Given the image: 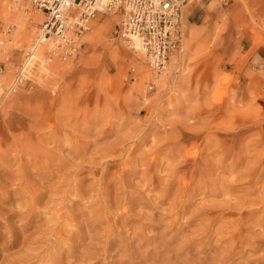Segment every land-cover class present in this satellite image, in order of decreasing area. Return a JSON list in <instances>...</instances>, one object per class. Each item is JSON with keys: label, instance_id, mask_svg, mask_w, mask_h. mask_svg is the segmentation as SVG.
<instances>
[{"label": "rangeland", "instance_id": "rangeland-1", "mask_svg": "<svg viewBox=\"0 0 264 264\" xmlns=\"http://www.w3.org/2000/svg\"><path fill=\"white\" fill-rule=\"evenodd\" d=\"M14 1H0V89L12 80L43 19L22 0V10L15 9ZM120 18L98 12L71 61L44 62L54 46L49 39L32 56L30 84L0 91V264H14L33 248L49 253L59 234L34 240L48 227L69 237L72 252L52 247L62 264H89L93 232L78 237L65 216L122 240L117 229L124 206L153 224L123 228L138 264H264V81L245 67L255 50L264 49V0H200L185 7L182 51L161 73L115 38ZM164 186L170 190L159 198ZM97 201L104 213L95 219ZM181 204L187 207L182 214ZM172 215L175 224L165 230ZM146 230L158 239L148 241ZM23 238L34 243L27 247ZM115 247L97 255L96 264L129 259ZM35 260L25 264L46 263Z\"/></svg>", "mask_w": 264, "mask_h": 264}, {"label": "built area", "instance_id": "built-area-1", "mask_svg": "<svg viewBox=\"0 0 264 264\" xmlns=\"http://www.w3.org/2000/svg\"><path fill=\"white\" fill-rule=\"evenodd\" d=\"M1 1V0H0ZM43 15L40 30L33 43L24 50L13 78L0 89L1 95L26 87L34 70L32 56L41 36L54 46L46 52L44 62L77 57L89 30V23L98 12L119 13L115 38L134 53L142 55L144 65L153 73H161L170 59L182 51L181 16L185 7L200 0H22ZM14 8L22 10L19 0ZM27 8V7H26ZM1 24V20H0ZM3 44V40H0Z\"/></svg>", "mask_w": 264, "mask_h": 264}, {"label": "bare ground", "instance_id": "bare-ground-1", "mask_svg": "<svg viewBox=\"0 0 264 264\" xmlns=\"http://www.w3.org/2000/svg\"><path fill=\"white\" fill-rule=\"evenodd\" d=\"M48 42H49V37H41V39H40V41H39V44H37V46H36V49H35V51H34V53L33 54H35V53H37V54H40L41 52H42V50L45 48V47H47V44H48ZM34 63V62H33ZM32 63V64H33ZM31 64V63H30ZM30 74V73H29ZM51 132V131H50ZM59 135V134H58ZM54 136V135H53ZM58 138H59V136H58ZM249 174V173H248ZM185 188H182V189H180V191H181V194H180V192L178 193V194H180V197H182V198H184V196H185V190H184ZM169 190H170V187L169 186H164L163 188H162V194H161V197H159V198H163V196H165L168 192H169ZM150 191V189H146V192H149ZM132 192V191H131ZM133 192H139L140 194H142L144 191H142V190H134ZM119 193V192H118ZM145 194V193H144ZM148 195V194H147ZM159 196V195H158ZM179 198V197H178ZM94 199V198H93ZM92 199V200H93ZM156 199H158V197H156ZM135 200V198H134V193L132 194V195H129V202H133ZM182 202H183V199H180ZM56 201V200H55ZM160 201H161V199H160ZM179 201V200H178ZM184 201H185V199H184ZM186 202V201H185ZM55 203V202H54ZM53 203V204H54ZM57 203V202H56ZM99 202L97 201V203H96V205H95V207H94V209L92 210L94 213H93V216L95 217V219H97L98 217H99V215H101V213H104V209H103V205L101 204V203H99ZM181 203V202H180ZM93 204H95V202H93ZM102 206H101V205ZM104 204V203H103ZM124 205V204H123ZM55 206H57V205H55ZM92 206V205H91ZM151 206H153V205H151ZM58 207V206H57ZM57 207H56V209H57ZM122 207V206H121ZM154 207V206H153ZM54 209V208H53ZM106 209V208H105ZM151 209L153 210V208L151 207ZM173 209V208H172ZM186 209H187V207L185 206V205H183V204H181V205H179V212L182 214L183 212H185L186 211ZM252 209V208H251ZM55 210V209H54ZM75 210H77V209H75ZM107 211H108V209H106ZM129 211V209H127V207L125 208V206H124V208L121 210V213L118 215L119 217H121L122 218V220H121V223H120V225L118 226V228L119 229H117V230H119V234H121V239L122 240H116L115 238H110V234L108 233V234H100V232L98 231V227H97V225H95V224H93V223H86V224H84L83 226H75L76 224H72V218L70 217V216H68V215H66L65 216V218H64V221H65V223L66 224H71V225H73V229H71L70 227H67L66 229H71V232L72 231H74V232H76L77 233V236L79 237V236H84V234L83 233H85L86 235H87V233H90V232H93V235H91L90 237H86L88 240H89V243H88V245H89V250H91L92 252V254H93V257L95 258L92 262H90L89 264H96L97 263V261H98V258H97V255H104V254H106V256H107V254L108 253H110V251H112V249H113V247H115V245H118V247H120V249L121 248H123V249H121V251L123 252V250H126V252H127V254L129 255V259H125V258H122V259H120L119 261H117V262H119L120 264H138V263H136L135 262V260L133 261V257H131V253H136V251H133L132 252V249L131 248H129V245H127L126 244V242H124V239H127V232L125 233L126 235H123V233L125 232V230L127 229L126 228V226L127 225H133V223L134 222H136V221H140L142 224L141 225H144V226H146V228H148V227H153V224H152V222H150L151 220H149V217L147 216H145L144 217V215H143V218L140 216V217H138V218H136V217H134V216H131L130 215V212H128ZM140 211V210H139ZM252 211V210H251ZM253 212V211H252ZM90 213V212H89ZM88 213V214H89ZM108 213H109V211H108ZM169 213L170 212H168V215H169ZM250 213V212H249ZM147 214H149V213H147ZM149 215H151V214H149ZM171 215V214H170ZM177 215V214H176ZM117 216V215H116ZM47 217H50V215H48ZM109 217V216H108ZM114 217H115V214H114ZM152 217V216H151ZM20 218H21V220L22 221H24L25 223H28L29 222V218L27 217V216H25L24 214H22L21 216H20ZM52 218V217H51ZM55 218H57L58 219V217L56 216ZM89 218H91V217H89ZM171 219H170V222L168 223V224H166L165 226V230H168V231H171V224L175 221V219H176V217H174L173 215L170 217ZM103 219V218H102ZM89 220V219H88ZM92 220V219H91ZM109 220V218H107V220L106 221H108ZM111 220H113V219H111ZM110 220V221H111ZM149 220V221H148ZM153 220V219H152ZM157 220H159V218L157 219ZM262 220H264V219H262ZM52 221V220H51ZM63 221V222H64ZM154 221V220H153ZM261 221V220H260ZM57 222V221H56ZM94 222V221H93ZM99 222V221H98ZM113 222V221H112ZM140 222H139V224H140ZM161 222V221H160ZM177 222V221H176ZM237 222V221H236ZM236 222H235V224H236ZM242 222V221H241ZM253 222H255V221H253ZM154 223V222H153ZM183 223V222H182ZM209 223H210V221H209ZM208 223V224H209ZM233 223H234V221H233ZM262 223H264V222H262ZM107 224V223H106ZM105 224V225H106ZM110 224H111V222H110ZM162 224H163V222H162ZM173 224H175V223H173ZM242 224V223H241ZM259 224V223H258ZM261 224V223H260ZM44 225H46V224H44ZM48 225V224H47ZM58 225V224H57ZM61 225V224H60ZM102 225V224H101ZM100 225V223H99V226H101ZM160 225H161V223H160ZM160 225H159V228H160ZM243 225V224H242ZM256 225V224H255ZM262 225H264V224H262ZM25 226H27V225H25ZM29 226V225H28ZM62 226V225H61ZM106 226H110V225H106ZM105 226V228H107L108 229V227H106ZM148 226V227H147ZM162 226V225H161ZM237 226V225H236ZM261 226V225H260ZM114 227L115 226H113L112 224H111V226L109 227V229L110 230H112V229H114ZM129 227V226H128ZM181 227V226H180ZM208 227V226H207ZM238 227H239V225H238ZM247 227V226H246ZM46 228V227H45ZM101 228H102V226H101ZM123 228H125V230H123ZM182 228V227H181ZM221 228V227H220ZM237 228V227H236ZM240 228V227H239ZM238 228V229H239ZM249 228V227H248ZM57 229V228H56ZM54 227H48V229L47 230H43L42 229V231L41 232H39L40 233V239H39V237H38V239L36 238V237H34V240H36L37 242L38 241H42L43 240V238H44V236L45 235H47L48 233H51V234H53L52 232H54V234L55 235H57V234H59L61 237H62V239L61 240H57V238L55 237V239L53 240V241H51V244H49V242H47L50 246V251H49V253H45V254H43V255H40V253H38V251H37V248H33V250H32V253H28V251L25 253V255H23V256H21V254H20V252L18 253V255L20 254V256L21 257H19L18 259L19 260H17V262H15L14 264H25L26 262L28 263V261L30 260V259H32V258H35L36 260L35 261H43V262H46L47 264H62V262H61V259L62 258H60L59 256H58V253L56 252V251H54L53 249H52V247L53 248H57L58 247V249H59V247H62V246H66V249L68 250V251H71L72 252V245H70V244H68L67 243V240H69V237H67V233L65 232V231H63V230H59V227H58V230H56ZM61 229V228H60ZM68 229V230H69ZM107 229H106V232H107ZM108 229V230H109ZM151 229V228H150ZM173 230H174V227L172 228ZM17 230H20V229H17ZM128 230V229H127ZM136 230H137V228H136ZM140 230V229H139ZM143 230H145V228L143 229ZM205 231H207L206 229H204ZM203 230V231H204ZM67 231V230H66ZM70 231V230H69ZM114 230H112V232H113ZM235 231V230H234ZM19 232V231H18ZM131 232H132V229H131ZM140 232H141V230H140ZM143 232V231H142ZM145 232H147V233H144V234H147V235H145L146 236V238L148 239V241H149V239H151V240H153L154 241V239H152V238H156L155 236L153 237V235L151 234V235H148V231L146 230ZM160 232V231H159ZM215 232V231H214ZM217 232V231H216ZM215 232V233H216ZM227 232V231H226ZM231 232V231H230ZM103 233V232H102ZM111 233V232H110ZM130 233V232H129ZM132 233H134V235H135V232H132ZM132 233L130 234V236L132 235ZM174 233H176V232H174ZM183 233V232H182ZM249 233V232H248ZM72 234V233H71ZM159 234V233H158ZM158 234H157V236H158ZM181 234V233H180ZM207 234H208V232H207ZM222 234V233H221ZM220 234V235H221ZM230 234H232V233H230ZM50 235V234H49ZM155 235V234H154ZM164 235V234H163ZM178 235H179V233H178ZM225 235H226V233H225ZM239 235V234H238ZM70 236V235H69ZM87 236H89V235H87ZM119 236V235H118ZM142 236V235H141ZM173 236V235H172ZM171 236V237H172ZM214 236V235H213ZM245 236V235H244ZM248 236V235H247ZM14 237V239H15V236H13ZM17 237H19V236H17ZM116 237V236H115ZM135 237V236H134ZM207 237V236H206ZM205 236H204V238H206ZM225 237H227V236H225ZM231 237H232V235H231ZM229 238V239H233V240H235L234 238ZM249 237V236H248ZM20 238V237H19ZM18 238V239H19ZM59 238V237H58ZM175 238V237H174ZM176 238H177V236H176ZM183 238V237H182ZM204 238L203 237H200V238H198V242H200V241H203L204 240ZM228 238V237H227ZM238 238H240L239 236H238ZM246 238V237H245ZM17 239V238H16ZM51 239H52V237H51ZM75 239V238H74ZM77 239V238H76ZM135 239V238H134ZM140 239V238H139ZM139 239H138V241H139ZM156 239H158V238H156ZM172 239V238H171ZM223 239V238H222ZM13 240V239H12ZM48 239H47V237L44 239V241L46 242ZM140 240H142V239H140ZM174 240V239H173ZM172 240V241H173ZM197 240V239H196ZM206 240V239H205ZM204 240V241H205ZM18 241V240H17ZM71 241V240H70ZM74 241V240H73ZM77 241V240H76ZM75 241V242H76ZM153 241H152V243H153ZM171 241V240H170ZM8 242V241H7ZM15 242V241H14ZM75 242H72L73 243V245H74V243ZM84 242H86V241H84ZM135 242V241H134ZM145 242V241H144ZM169 242V241H168ZM167 242V243H168ZM222 242V241H221ZM239 242V241H238ZM247 242V241H246ZM245 242V243H246ZM17 243V242H16ZM23 243L24 244H26L27 245V247H30L34 242L32 241V240H30L29 238L26 240V238H23ZM142 243V242H141ZM147 243V242H146ZM151 243V242H150ZM165 243V242H164ZM164 243L162 244V242H161V244L164 246ZM166 243V244H167ZM201 243V242H200ZM248 243H249V241H248ZM42 244V243H41ZM166 244H165V246L164 247H166ZM169 244V243H168ZM173 244V243H172ZM182 244V243H181ZM202 244V243H201ZM230 244V243H229ZM9 245V244H8ZM47 245V244H46ZM141 245V244H140ZM144 245H148V244H144ZM152 245V244H151ZM234 245V244H233ZM236 245V244H235ZM242 245V244H241ZM245 245H247V243L245 244ZM77 246V245H76ZM133 246V245H132ZM153 246V245H152ZM174 246H178V245H174ZM33 247V246H32ZM48 247V248H49ZM135 247H137V246H135ZM171 247V246H170ZM180 247H181V245H180ZM183 247V246H182ZM236 247V246H235ZM6 248H7V246H6ZM44 248V247H43ZM116 248V247H115ZM114 248V249H115ZM173 248V247H172ZM135 249V248H134ZM137 249V248H136ZM179 249H181V248H179ZM235 249V248H234ZM63 250V249H62ZM64 250H65V248H64ZM138 250V249H137ZM164 250H166V251H168L167 249H164ZM169 250L171 251V250H174V249H170L169 248ZM232 250V249H231ZM61 251V250H60ZM94 251H96V252H94ZM139 251V250H138ZM137 251V252H138ZM46 252V251H45ZM59 252V251H58ZM70 252V253H71ZM75 251H73V253H74ZM79 252V251H78ZM87 252V251H86ZM85 252V253H86ZM118 252V251H117ZM144 252V251H143ZM148 252H149V250H148ZM156 252V251H155ZM160 252H162V251H160ZM175 252H177V251H175ZM182 252H183V250H182ZM23 253V252H22ZM69 253V252H68ZM67 253V254H68ZM113 253V252H112ZM119 253V252H118ZM164 252H162V254H163ZM184 253V252H183ZM67 254H64V255H67ZM88 254V253H87ZM91 254V255H92ZM124 254V253H123ZM142 254V253H141ZM161 254V253H160ZM165 254V253H164ZM175 254V253H174ZM173 254V255H174ZM180 254V253H179ZM223 254V253H222ZM229 254V253H228ZM231 254V253H230ZM229 254V255H230ZM69 255V254H68ZM67 255V256H68ZM78 255V254H77ZM83 255H84V253H83ZM125 255V254H124ZM137 255V254H136ZM136 255H134V259L135 258H137V257H135ZM140 255V254H139ZM139 255H138V258H140L139 257ZM85 256V255H84ZM116 256V255H115ZM148 256V255H147ZM161 256V255H160ZM163 256V255H162ZM161 256V257H162ZM180 255H178V257H179ZM219 256H222V255H219ZM6 257V256H5ZM65 257V256H64ZM77 257H79V255L77 256ZM81 257V256H80ZM110 257V256H109ZM125 257V256H124ZM149 257V256H148ZM173 258H174V256H172ZM228 257V256H227ZM82 258V257H81ZM97 258V259H96ZM118 258H119V256H118ZM143 258V257H142ZM142 258H140L141 260H142ZM152 258V257H151ZM220 258V257H219ZM222 258V257H221ZM8 259V258H7ZM102 259V258H101ZM131 259V260H130ZM153 259V258H152ZM161 259V258H160ZM63 260V259H62ZM82 260V259H81ZM112 261H113V259H111ZM115 260V259H114ZM117 260V259H116ZM137 260H139V259H137ZM140 260V261H141ZM143 260H145V258H143ZM142 260V261H143ZM150 260V259H149ZM172 260V259H171ZM175 260H177V259H175ZM220 260V263H221V259H219ZM218 260V261H219ZM34 261V260H33ZM151 261V260H150ZM157 261H159V260H157ZM163 261H164V259H163ZM180 260H178V262H179ZM67 262H69V261H67ZM144 262V261H143ZM153 262V261H152ZM152 262L150 263V264H152ZM173 262H174V259H173ZM31 264H32V262H30ZM29 263V264H30ZM34 263V262H33ZM45 263V264H46ZM66 263V262H65ZM113 263H116V262H114L113 261ZM118 263V264H119ZM145 264H146V262H144ZM144 263H142V264H144ZM148 263V262H147ZM156 263V262H155ZM180 263V262H179ZM182 263V262H181ZM186 263V262H185ZM44 264V263H43ZM109 264V263H108ZM140 264H141V262H140ZM154 264V263H153ZM156 264H158V263H156ZM183 264H184V262H183Z\"/></svg>", "mask_w": 264, "mask_h": 264}, {"label": "crops", "instance_id": "crops-1", "mask_svg": "<svg viewBox=\"0 0 264 264\" xmlns=\"http://www.w3.org/2000/svg\"><path fill=\"white\" fill-rule=\"evenodd\" d=\"M245 67L249 70L247 73H251L252 77L258 79V81H264V49L255 50L246 61Z\"/></svg>", "mask_w": 264, "mask_h": 264}]
</instances>
